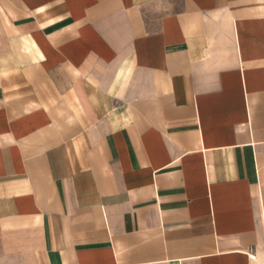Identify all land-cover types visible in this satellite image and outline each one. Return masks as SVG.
<instances>
[{
	"label": "crops",
	"instance_id": "obj_1",
	"mask_svg": "<svg viewBox=\"0 0 264 264\" xmlns=\"http://www.w3.org/2000/svg\"><path fill=\"white\" fill-rule=\"evenodd\" d=\"M0 264H264V0H0Z\"/></svg>",
	"mask_w": 264,
	"mask_h": 264
},
{
	"label": "built area",
	"instance_id": "obj_2",
	"mask_svg": "<svg viewBox=\"0 0 264 264\" xmlns=\"http://www.w3.org/2000/svg\"><path fill=\"white\" fill-rule=\"evenodd\" d=\"M252 257H255V253H254L253 249H252Z\"/></svg>",
	"mask_w": 264,
	"mask_h": 264
}]
</instances>
